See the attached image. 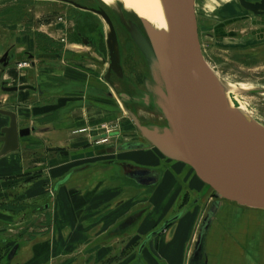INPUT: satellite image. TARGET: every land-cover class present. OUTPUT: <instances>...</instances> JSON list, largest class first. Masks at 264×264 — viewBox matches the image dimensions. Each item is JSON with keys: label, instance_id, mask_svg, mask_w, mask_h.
Here are the masks:
<instances>
[{"label": "flooded vegetation", "instance_id": "flooded-vegetation-1", "mask_svg": "<svg viewBox=\"0 0 264 264\" xmlns=\"http://www.w3.org/2000/svg\"><path fill=\"white\" fill-rule=\"evenodd\" d=\"M35 2L61 4L71 10L74 17L69 20L62 11L55 12L58 14L53 21L55 34L40 32L38 24L34 25V18L29 15V7H33ZM69 2L76 4L74 0H0V87L4 84V88L14 89L8 95H11L10 103L16 110L10 112L16 115L18 129L33 130L29 136L50 135L53 130L60 132V126L67 121L64 117L76 108L91 106L100 114L98 122L91 126L81 121L75 125L72 120H68L67 123L70 122L71 126L68 129L74 132L73 140H66L61 144L58 141L52 143L46 137V140L34 141L24 149L25 152L32 153L31 167L27 170L28 182H32V186L40 182V194L37 199L30 198L31 201H28L26 206L13 204L14 225L7 231L9 234L0 236V264H16L17 259H25L35 245L42 243H46L50 249L51 258L48 264H57V261H60V264H132L137 259L144 258L145 249L152 244L151 255L153 253L152 259L155 262L160 239L165 240L172 234L175 224L185 216L192 215L196 208L203 205L205 198L201 197L200 200V194H195L196 187L192 183L194 175L184 165L163 158L153 149H130L129 144L143 140L138 134L132 135L129 129L132 123L128 118L116 119L114 111L107 112L105 109L109 106L114 109V105H111L113 101L106 96L104 73L99 68L103 67L102 60L107 56L104 34L98 29L100 23L90 20V14L78 10ZM125 43L133 50L128 40ZM84 47L92 53L83 55L81 52ZM93 54L100 58L98 62L92 59ZM122 60L121 58V63ZM129 61L130 71H123L131 77L135 87L140 84L141 77L136 72L134 58L130 57ZM95 80L101 83L103 88L91 86V83H96ZM24 87L26 89L20 90ZM90 88L94 97L86 95ZM119 89L131 95V87L125 81ZM100 95L108 102L99 101ZM61 98L66 100L67 106H61ZM51 101L57 106L53 111L37 118L33 116V105L41 107ZM29 107L31 112H28V118L20 121L18 112L29 110ZM3 118L7 120V125L0 128V137L1 130L9 125V119ZM116 120L120 121L118 128L108 129ZM71 142L75 145L82 144L78 146V151L98 148L99 157L56 179L50 175L51 161H59L63 153L71 149ZM20 149L21 143L17 151ZM125 165H137L153 170L160 173L161 177L155 186L142 185L128 179ZM89 167L98 172H94L90 177L74 178V173H80ZM105 168L109 169L106 172L100 171ZM72 180L80 185V189L94 190L92 195L100 197H103L105 192L99 191L102 187L95 186L106 185V192L113 197L108 205L98 204L92 207L96 214L87 224L90 223L89 231L97 239L85 242L83 250L80 243L84 242L76 241L69 252H58L57 246L61 243L59 241L72 235L71 232L77 238L78 228L80 232L84 231L85 237L89 236L84 230L87 225L78 224L77 220L73 230L66 225L59 208L58 194ZM78 191L79 187L75 192L76 196ZM131 193L135 195H129ZM188 206H191V209L180 220L169 223L161 230L164 223ZM106 216H111L108 227H104L100 222ZM135 216H139V219H135L134 224H124ZM149 236L151 238L140 250L141 244ZM12 251L14 253L9 257ZM71 255H74L73 258H68Z\"/></svg>", "mask_w": 264, "mask_h": 264}, {"label": "water", "instance_id": "water-1", "mask_svg": "<svg viewBox=\"0 0 264 264\" xmlns=\"http://www.w3.org/2000/svg\"><path fill=\"white\" fill-rule=\"evenodd\" d=\"M159 1L166 31H157L145 19L125 11L120 3L113 9L103 3V7L69 3L102 19L107 27L106 32L102 28L107 56L101 57L103 67L107 66L106 96L122 115L126 114L143 140L129 144L130 149H153L163 158L187 167L203 185L198 198L205 200L185 264H212L207 243L224 212H234L240 218L256 213L264 217V126L240 111L236 102L230 105L227 86L202 51L196 0ZM230 1L255 20V25L264 26V0ZM121 33L137 55L136 72L141 79L135 87L123 71ZM256 33L259 39L264 38V29ZM123 81L130 85L131 95L120 91ZM13 90L4 88V84L0 87L1 93ZM240 94L264 96V89ZM141 110L148 120L140 119ZM1 116L9 119V125L1 130L0 158L16 152L19 140L34 132L18 129L13 112L0 108ZM124 168L128 179L150 187L161 177L160 173L137 165ZM189 209L191 206L164 223L161 230L180 220ZM137 218H129L124 224H134ZM233 237L240 249L237 264H264V218L250 235L237 233Z\"/></svg>", "mask_w": 264, "mask_h": 264}, {"label": "rangeland", "instance_id": "rangeland-1", "mask_svg": "<svg viewBox=\"0 0 264 264\" xmlns=\"http://www.w3.org/2000/svg\"><path fill=\"white\" fill-rule=\"evenodd\" d=\"M99 1L112 9L115 5L120 3L125 11L137 16L134 10L126 5L124 0ZM196 2V8L198 7V29L200 30L202 51L219 79L232 91L248 88L264 89V38L259 39L256 33L264 29V26L255 25L254 23L256 21L252 20L250 16L242 13L234 1L196 0ZM29 10L31 11L29 15L34 18V25L38 24L40 32H47L51 35L55 34L53 21L55 17L58 16L56 13L62 11L69 20L74 17L72 16V11L61 4L35 2L33 7H29ZM84 18L83 16V19ZM89 18L93 22H98L97 20H99L100 26L98 29H100L102 33V28L105 32L107 31V27L102 22V19L96 20L92 15H90ZM119 41L122 50L123 69L128 73L131 68L129 59L131 57L136 61L137 55L134 50L129 49V47L125 45L126 38L122 33L119 36ZM87 50L88 49L84 47L81 53L83 55L89 52L92 53L91 50ZM92 59L96 61L100 60L95 54L92 55ZM99 68L105 73L107 66H99ZM23 70L25 71L26 69ZM7 75L8 73L6 76ZM91 86L98 87L99 89L103 88V85L98 83V81L96 83H91ZM92 93L93 91H89L87 93L88 95H86L94 97ZM239 97L243 98V103L249 116L257 123L264 126V96L240 94ZM10 99L11 95L0 94V108L16 111L12 108ZM98 100L108 102L106 101L107 99L103 98L101 95ZM116 104L120 107L119 102H116ZM111 105H114L113 102ZM105 109L107 112L114 111L116 119L122 117L127 118L125 113L123 115L121 114L116 105H114V109H111L110 106ZM26 110L27 109L18 112L20 121L28 118ZM139 117L142 121L148 120L147 114L142 110L139 113ZM22 123L23 122H21V124ZM119 123L120 121L116 120L113 125L108 126V129L115 127L116 130ZM5 125H7V120L0 117V128ZM129 129L132 131V135L135 136L137 134L132 124ZM31 155L32 153L25 152L24 150L6 155L9 162L8 167L11 166L12 169L9 170L11 173L9 174L10 176L0 177V205L2 206V208H0V236L9 234L7 231L11 230V226L14 225V220L12 219L13 204L18 203L19 206H26L27 202L31 201L30 197L32 193L28 195L26 193L28 181L25 180L27 184H24V187L16 188L8 185L10 180H17L16 177L24 176V178H28V175L23 171L30 169L32 161ZM3 161L4 159L1 160V162ZM16 164L19 166L17 170L14 169ZM18 171L20 172L18 173ZM17 197L19 201H16ZM259 214L261 215L262 213ZM261 219H263V216H259L257 213L248 216L245 214V216L240 218L234 212H224L220 220L215 224V231H213L212 236L208 239L209 256H212L211 258L215 262L217 261L218 264H237L238 258L240 257L237 254H240V249L237 246L238 240L235 241L233 235L235 236L237 233L250 235L254 228L258 226ZM82 235L84 236V231ZM80 244L81 250H83L82 248H85L86 244L85 242ZM73 246L74 243L72 244V247Z\"/></svg>", "mask_w": 264, "mask_h": 264}, {"label": "crops", "instance_id": "crops-1", "mask_svg": "<svg viewBox=\"0 0 264 264\" xmlns=\"http://www.w3.org/2000/svg\"><path fill=\"white\" fill-rule=\"evenodd\" d=\"M90 91H92L91 88H90ZM59 101L61 102L62 107L67 106V102L65 99L61 98ZM53 102L54 101H51L48 104L49 106L47 104L42 105L41 107L40 106L38 107V105L37 106L33 105V109H34V110L32 109L34 113L33 116L37 118L38 116H41V114L43 115L45 113L47 114L53 111V109L57 107L56 105H54L55 103L53 104ZM30 110H31L30 107H29V110L28 109L26 110L27 115H29V113L31 112ZM98 112H99L98 110H94L93 107L91 106L85 107V108L79 107V109L76 108L73 111H71L70 114L67 113L68 116L66 115V117L64 118H66L67 121L69 120L70 122L72 120V123H74L75 125H78V121H81V122H87L88 125L91 126L93 124L95 125V123L98 122V120L100 119V114H98ZM67 121L66 123H63L60 126V132L58 130L57 131L53 130L54 132H50V135L35 134V136L32 135V136H29L28 138L23 139L21 142H19L21 143L20 150H24L27 147V145H29L30 143L34 141L40 142V140H46V137L52 143H55L56 141H58V143L63 144L66 140L68 141L73 140V138L75 137L73 135L74 132H72L73 130L68 129V128H71V126H70V122L67 123ZM72 144L73 145L71 146V149H67L68 151L63 153L64 155H62V158L59 161L55 159L51 161L50 175L52 177L57 179L67 174L72 169L83 166L87 163L89 164L90 162H92V160L98 159L99 157L98 156L99 153H97L98 148L92 147L88 150L78 151V146L79 145L82 146V144H76V145L74 143ZM142 151H147V150H142ZM3 159L4 161L1 162V160ZM8 165H9L8 158L6 156H3L0 159V175H1L0 177L10 176L9 174L11 173L9 170H11L12 167L11 166L8 167ZM14 169L16 170L19 169V166L16 164ZM108 169L109 168H105V169H101L100 171L106 172ZM27 170L23 172L28 174ZM19 172L20 171H18V173ZM94 172L97 173L98 170L92 169L91 167H89V168L84 169L80 173H77V172L74 173L73 176L75 179L78 176L90 177L94 175ZM16 178L17 180H10L8 182V185H10L11 187L19 188V187H24L27 184L25 183V180L28 181V178L26 177L24 178V176H19ZM31 183L32 182L30 183L28 182V184L26 185L27 186L26 193L27 195L32 193L30 198L37 199L38 197L37 195L40 194L39 193L40 182L36 183V185L34 186H32ZM192 183L196 187V189H194L195 194L199 195L203 190V185L195 176L192 180ZM105 186L106 185H104V187L103 185L95 186V188L102 187L100 188L99 191L105 192L103 197L92 195L94 190L84 191L80 189V185L79 184L77 185V182L75 180H72V182H70V184L66 188L60 191L57 199L60 205L59 208L63 215L64 223L66 225H69L72 228V230L74 226L77 224V221H78V224L81 223L82 225H87V227L86 226L84 227V230L88 232L87 234L89 236L88 237L83 236L82 233L80 232V229L78 228L77 238L75 234L73 235V232H71L72 235H69L63 241H59L61 243H58V246H57L58 252H61L63 250H66V252H69V250L74 247V246L72 247V244L75 243L76 241L89 243L97 239L96 236L89 231L90 223L87 224V222H90V220H93L90 218H93V216L96 214L94 210H92L93 205H97V206L98 204L108 205L110 201L112 200L113 196L111 197V194L106 192L107 190H105L106 189ZM78 187H79L78 196H76L75 192L77 191ZM129 195L134 196L135 194L131 193ZM16 201H19L18 197L16 198ZM201 209H202V206L199 208H196L195 211L192 213V215L190 214L182 218L178 223L175 224L174 229L171 232L172 234L168 235L165 240L160 239L158 247H157V254L154 257L155 262L152 259L154 256L153 253L151 255V252L153 251V244H152L149 248L145 249L146 251L144 252V256H143L144 258L137 259L132 264H185L188 246L192 239L194 228L198 221ZM110 217L111 216H108V217L106 216L103 219H101L100 221L101 225L103 224L104 227H108L111 222ZM208 254L210 255L209 250H208ZM73 256L74 255H71L68 258H73ZM50 258H51V254H50L49 247L46 245V243L45 244L42 243V244L35 245L33 249L31 250V252L29 253L28 257H25V259L24 257L19 258L17 259L15 263L16 264H48V260H50ZM59 262L60 261H57L56 263L60 264ZM212 264H218V263L217 261L215 262L213 260Z\"/></svg>", "mask_w": 264, "mask_h": 264}, {"label": "bare ground", "instance_id": "bare-ground-1", "mask_svg": "<svg viewBox=\"0 0 264 264\" xmlns=\"http://www.w3.org/2000/svg\"><path fill=\"white\" fill-rule=\"evenodd\" d=\"M126 5L133 9L139 18L145 19L152 25L157 31H166V22L164 19L163 11L159 0H124ZM230 105L233 106V101L237 103L238 109L242 112H245L247 115L248 112L245 109L243 98L239 97L240 93L247 92L250 90H255L256 88L240 89L236 91L230 90L227 86ZM258 89V88H257ZM231 96V98H230Z\"/></svg>", "mask_w": 264, "mask_h": 264}, {"label": "trees", "instance_id": "trees-1", "mask_svg": "<svg viewBox=\"0 0 264 264\" xmlns=\"http://www.w3.org/2000/svg\"><path fill=\"white\" fill-rule=\"evenodd\" d=\"M76 4L87 6V7H94V6H101L103 7V4L99 0H74ZM99 32L102 33L99 29Z\"/></svg>", "mask_w": 264, "mask_h": 264}]
</instances>
